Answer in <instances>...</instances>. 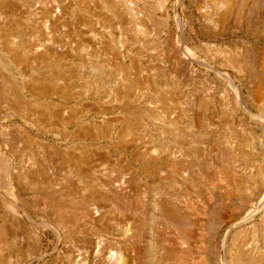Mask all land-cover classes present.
Instances as JSON below:
<instances>
[{"label": "rangeland", "instance_id": "374dc122", "mask_svg": "<svg viewBox=\"0 0 264 264\" xmlns=\"http://www.w3.org/2000/svg\"><path fill=\"white\" fill-rule=\"evenodd\" d=\"M183 1L184 41L173 0H0V264H68L90 234L117 244L136 237V264H157L158 190L193 207L184 217L197 227L192 264L213 257L214 204H202L215 196L198 173L209 180L232 168L223 160L235 153L251 186L264 164V0ZM16 91L25 103H12ZM15 126L30 133L29 144ZM36 140L52 144L54 162L43 161ZM74 158L88 161L77 165L79 179L68 172ZM185 165L196 188L181 175ZM19 174L31 179L19 186ZM117 187L132 192L133 205L141 196L142 210H125ZM95 190L104 195L92 199Z\"/></svg>", "mask_w": 264, "mask_h": 264}, {"label": "bare ground", "instance_id": "6f19581e", "mask_svg": "<svg viewBox=\"0 0 264 264\" xmlns=\"http://www.w3.org/2000/svg\"><path fill=\"white\" fill-rule=\"evenodd\" d=\"M173 6L172 8L174 9V20L175 23L177 25V28L179 30V33L181 35L182 41L184 38V29H183V24L182 23L183 19H182V13H181V9L182 6L184 4L183 0H173ZM163 6V5H162ZM55 8V7H54ZM162 9V8H161ZM163 10L165 12H167L168 14V10L166 9V5L163 6ZM161 12V10H160ZM46 14V13H45ZM165 14V13H164ZM164 21L166 23H168V19H164ZM178 33V34H179ZM187 46V45H186ZM130 64V63H129ZM133 64V63H131ZM128 68V67H127ZM126 68V71H127ZM129 69V68H128ZM123 70V69H122ZM125 74V73H124ZM131 74V73H130ZM134 74V73H133ZM226 79L228 81L231 80V78L229 77V75L225 76ZM9 79V78H8ZM59 80V79H58ZM52 83V82H51ZM232 86L235 89V92L237 94V96L239 98H241L240 95V90L238 88V86L235 85V83L233 81H231ZM17 85V84H16ZM34 86V85H33ZM42 86V85H41ZM45 86V85H44ZM56 86V85H55ZM39 87V86H38ZM37 87V88H38ZM54 87V86H53ZM232 87V88H233ZM29 91L34 92L35 87L32 86H27L26 87ZM42 88V87H41ZM40 88V89H41ZM7 89V88H6ZM19 89V88H18ZM43 92H44V88H42ZM58 89V88H57ZM63 90V89H62ZM20 91V90H19ZM17 92V93H16ZM16 95L14 94V97L16 98L14 103L15 105H17V103H19V105L21 103H25L23 99H25L24 95L21 94L20 92L16 91ZM42 92V93H43ZM47 93V91H46ZM120 98V97H119ZM238 98V99H239ZM8 99V98H7ZM241 100V99H240ZM12 100L10 99V102ZM27 101V100H26ZM243 102V101H242ZM27 103V102H26ZM8 104V103H7ZM244 104V103H242ZM9 105V104H8ZM12 106V105H11ZM28 107L30 108V104H28ZM14 108V106H13ZM246 114H251L252 112L247 109L246 107L242 108ZM43 111V110H42ZM141 113V112H140ZM32 115V114H31ZM30 115V116H31ZM71 115V114H70ZM37 118V117H36ZM129 118V117H128ZM131 119V118H130ZM35 121V118H31V122L33 123ZM127 125V124H126ZM169 125V124H168ZM172 125H170L171 128ZM90 128V127H89ZM92 128V127H91ZM173 128V126H172ZM105 129V128H104ZM107 129V128H106ZM101 130V129H100ZM14 131H17V133H19L22 138H24L25 142H27L28 144L31 142V135L30 133L23 128L22 126H15ZM96 132H99V129L96 127ZM176 132V130H175ZM84 133V132H83ZM91 133V132H90ZM161 134V133H160ZM126 138V137H125ZM128 140V139H127ZM259 140V138H258ZM262 140V139H261ZM36 142H38L39 146H41L42 150L47 151V156L48 158H46V155H43V161L45 162V160H47L48 162H54V154L52 153V144L49 142H42L39 140H36ZM263 142V141H262ZM11 144V143H10ZM12 145V144H11ZM263 145V144H262ZM31 146V144H30ZM179 146V145H178ZM178 148V147H176ZM40 149V150H41ZM170 150V149H169ZM52 153V154H51ZM67 153V152H66ZM150 153V152H149ZM173 153V152H171ZM46 154V153H45ZM179 154V153H178ZM144 155V154H143ZM230 156H228L225 160H223L225 166L229 163H232L233 166L232 168L230 167H226L225 169H223V171L220 173H214L212 178H210L208 180L205 179V176L202 175V173L199 172V169L197 168L198 164H196V161L194 162V164H196V168L198 170V178L200 180H204L208 186H210V189L212 190V192H214V198L215 200L213 201L211 194L210 197L203 201L205 203L202 204V207H206L210 202H213V211H212V216L213 218V229H212V235L210 236V248L212 250V256L210 259H208L207 263L208 264H264V215L263 218H261L259 221H255V217L257 214H259L260 212L264 211V164H257V173H256V179H258V182H254L252 184V182H249L250 184H252L251 186H249L246 183L247 180V176L250 175L251 172H247V170L245 171H241L239 169V166L236 165V161H237V154L232 153L229 154ZM53 156V157H52ZM70 156V155H69ZM140 156V155H139ZM159 156V155H158ZM73 157V156H72ZM151 157V156H150ZM172 158V157H171ZM72 159V158H71ZM83 159V158H82ZM82 159L78 158H74V160H72V163L75 164V166L68 171L69 175L73 178L76 176L77 179L78 178V173L81 170V166L83 164L88 163V161L86 162L85 159L84 161H82ZM139 159V158H138ZM183 160L185 158H182ZM86 160H89L86 159ZM147 160V158L145 159ZM177 160V159H175ZM181 160V159H180ZM186 160V159H185ZM184 160V162H185ZM138 161V160H137ZM150 161V159H149ZM153 161V159L151 160V162ZM42 162V161H41ZM47 162V163H48ZM104 162V161H103ZM176 162V161H175ZM179 162V161H178ZM182 163L183 164L187 163ZM99 163V162H98ZM193 163V162H192ZM82 164V165H81ZM101 164V163H100ZM104 164V163H103ZM174 163H171V166L169 167V172H176L179 171V168H177L178 170L175 169V167L177 165H173ZM181 164V162H180ZM77 165H81L79 168L80 170H78ZM161 165V164H160ZM170 165V164H168ZM188 165V164H187ZM185 165V168L186 166ZM261 165V166H260ZM50 167H52L51 165H49ZM89 165H87L88 167ZM165 167V165H163ZM191 167V165H189ZM187 166V168L189 167ZM201 166V165H200ZM86 167V166H85ZM151 167V166H150ZM181 167V166H179ZM184 167V166H183ZM195 167V166H193ZM89 168V167H88ZM86 168V169H88ZM186 171H182L181 175L183 177L184 180L188 181L190 184V188L193 186H195L197 183V177L195 175V173L193 172H189V170ZM192 168V167H191ZM194 168V169H196ZM255 168V167H254ZM85 169V170H86ZM181 170L183 168H180ZM189 169V168H188ZM193 169V168H192ZM52 170V169H51ZM84 170V169H83ZM113 170V169H112ZM111 170V171H112ZM117 170V169H116ZM146 170V169H145ZM201 170V169H200ZM115 171V170H114ZM128 171V170H127ZM195 171V170H194ZM202 171V170H201ZM251 171V169H250ZM35 172V171H34ZM32 172L29 175H31V177L33 178L34 175ZM82 172V170H81ZM254 172V171H253ZM163 173V172H162ZM172 173V175H173ZM179 173V172H178ZM130 174V173H129ZM20 175V174H19ZM26 175V174H25ZM122 175V174H121ZM120 175V176H121ZM28 176V173L27 175ZM26 176H18L15 179V182L19 185L22 186V184H24V182H26V178L29 179V177ZM117 177V176H116ZM166 177V176H165ZM170 177V176H169ZM174 177V176H173ZM75 178V179H76ZM98 178V177H97ZM31 179V178H30ZM29 179V180H30ZM35 178H33L34 180ZM99 179V178H98ZM111 179V178H110ZM13 180V179H12ZM35 181H38L35 179ZM35 181L33 182V184H36ZM65 181V180H64ZM71 181H74L71 179ZM92 181V180H91ZM109 181V180H108ZM113 181V180H112ZM30 182V181H29ZM32 182V181H31ZM86 182V181H85ZM89 182V181H88ZM97 182V181H96ZM111 182V181H110ZM120 182V181H119ZM122 182V181H121ZM128 182V181H127ZM13 183V182H12ZM11 182H8V187L10 188V190L13 193H19L18 189L17 191L14 189L13 184ZM70 183V182H69ZM90 183V182H89ZM93 183V182H92ZM90 183V184H92ZM107 183V182H105ZM105 183L103 184L105 186ZM109 183V182H108ZM108 183L106 184L108 186ZM116 183V182H115ZM125 184V182H123ZM89 184V185H90ZM101 184V186H102ZM121 184V183H120ZM110 185V184H109ZM129 186V184H126ZM132 185V184H131ZM130 185V186H131ZM140 185V184H139ZM75 186V185H74ZM80 186V185H79ZM118 186V185H117ZM125 186V185H123ZM135 186V185H132ZM200 186V184H199ZM198 186V187H199ZM204 186V185H203ZM207 186V187H208ZM82 187V186H81ZM106 187V186H105ZM197 186H195L196 188ZM108 188V187H107ZM106 190H109V188ZM110 188L111 185H110ZM118 188V187H117ZM120 188V187H119ZM114 189V191L116 192V196L120 197L121 201L123 199V208L125 210L127 209H134V210H142V203H140V194L138 197V200L135 201L137 198L135 197V203L133 205V200H131L132 198V192L130 194L129 191H127V189L125 188H120L121 190ZM202 188V187H201ZM200 188V189H201ZM96 189V188H95ZM113 189V188H112ZM93 190V189H90ZM102 190V189H101ZM101 190L99 192H101ZM111 190V189H110ZM131 190V189H129ZM136 190V189H135ZM134 190V191H135ZM205 189H201V191H204ZM207 190V189H206ZM205 190V191H206ZM75 191V190H74ZM89 191V190H88ZM96 191V193H95ZM92 191L90 193V197L92 199L99 197L100 195H102V193L104 192L102 190V193L96 197L97 190ZM112 191V190H111ZM133 191V192H134ZM66 192V191H65ZM79 192V191H77ZM112 192V196L114 198V193ZM187 192V191H186ZM89 193V192H88ZM86 194V193H85ZM109 193H105V195L107 196ZM136 194V193H135ZM158 194H159V199L156 203L153 202L155 209L158 212V215L156 214L155 218L157 220V226L154 227V229L156 230L155 233H153L152 236L155 237H159L160 241L162 242V246L163 248H161V252L159 254V257L157 258L156 256V260H158L157 264H192L196 261V257L194 256V245H196L195 243V237H196V230L197 227L192 225V224H188L187 222L184 221V217L187 218H191V214H192V208L187 206V207H183L180 206V203L178 204L177 200H176V204L175 202V196L174 197H170L166 194V196H163L161 194V190H158ZM164 194V193H163ZM171 194V193H169ZM187 194V193H186ZM208 194V193H207ZM104 195V194H103ZM102 195V196H103ZM137 195V194H136ZM81 196V195H80ZM115 196V197H116ZM195 196V195H193ZM20 197V196H19ZM86 197V196H85ZM101 197V196H100ZM205 197V196H204ZM108 199V197H106ZM110 198V197H109ZM173 198V200H172ZM197 198V197H196ZM195 198V199H196ZM76 199V198H74ZM99 199V198H98ZM103 199V198H102ZM119 200V202L121 203V201ZM151 199V198H150ZM177 199V197H176ZM62 200V199H61ZM69 200V199H68ZM81 200V199H80ZM105 200V198H104ZM112 200V199H111ZM187 200V198H186ZM193 200V199H192ZM197 200V199H196ZM110 202V200H107ZM114 201V200H113ZM117 201V200H116ZM153 201V199H152ZM98 202V201H97ZM109 202H107L109 204ZM118 202V201H117ZM151 202V201H150ZM187 202H189L187 200ZM196 202V201H195ZM119 203V204H120ZM199 203V202H197ZM111 204V202H110ZM182 204V202H181ZM117 207H119L117 205V203L115 204ZM122 205V203L120 204V206ZM34 206V205H33ZM88 206V205H87ZM199 206V205H198ZM211 206V205H210ZM36 207V206H35ZM73 208V207H72ZM89 208V206H88ZM120 209H122L121 207H119ZM127 208V209H126ZM92 209V208H91ZM95 209V208H94ZM92 209V211L94 210ZM123 209V210H124ZM90 210V209H89ZM99 209H95L92 214H97ZM64 211V210H63ZM73 211V210H72ZM84 211V210H83ZM101 211V210H100ZM130 211V210H129ZM75 212V211H73ZM91 212V211H90ZM121 212V211H119ZM139 212V211H138ZM153 212V211H152ZM151 212V213H152ZM196 211H194L195 213ZM28 213V212H27ZM77 213V212H76ZM80 213V212H79ZM78 213V214H79ZM118 213V212H117ZM124 213V212H123ZM125 213H128L127 211ZM134 213V211H133ZM132 213V215H133ZM136 213V212H135ZM89 214V213H88ZM131 214V213H130ZM130 214H125V215H130ZM203 214V213H202ZM27 215V214H26ZM70 215V214H69ZM182 215H184L182 217ZM209 215V214H208ZM206 215V216H208ZM195 216H199L198 214H196ZM32 222H34L32 220V218L30 216H28ZM88 218H90V220L92 221L94 219V217L92 215L86 216ZM121 217V216H120ZM127 217V216H126ZM134 217V216H133ZM139 217V216H138ZM141 217V216H140ZM140 217L138 219H140ZM202 217V216H201ZM205 217V215H204ZM83 218V217H82ZM81 218V219H82ZM87 218V219H88ZM93 218V219H91ZM135 218V217H134ZM197 218V217H196ZM16 219L18 221L21 220L20 217L16 216ZM69 219V218H68ZM71 219V218H70ZM95 220V219H94ZM117 220V219H116ZM142 220V219H141ZM140 220V221H141ZM194 220V219H193ZM59 221V220H57ZM71 221V220H70ZM73 221V219H72ZM88 221V220H87ZM96 221V220H95ZM119 221V220H118ZM138 221V220H137ZM60 222V221H59ZM75 222V221H74ZM97 222V221H96ZM143 222V221H142ZM126 223V222H125ZM99 225V224H98ZM202 225V224H201ZM208 225V223H207ZM55 226V225H54ZM110 227V226H108ZM211 227V226H210ZM212 228V227H211ZM130 229V228H129ZM202 229V228H201ZM153 230V229H152ZM117 232V231H116ZM5 233V232H4ZM1 233V234H4ZM132 233V232H131ZM137 233V232H136ZM198 234V233H197ZM125 235V234H124ZM135 235V234H134ZM139 235V234H138ZM88 237H86L85 239V244H84V252L81 255H77L75 258H71L68 264H136V258L135 256H137L138 253H140V240L136 237L133 238H127V236H123L124 239H127V241H125L123 244H117L116 242H108L103 240L102 238H98V240H94V237L90 234L87 235ZM247 236H250L255 243L254 246V253L250 254L248 253L247 249H246V239ZM85 237V236H84ZM249 238V237H248ZM154 239V238H153ZM152 240V239H151ZM156 240V239H155ZM249 240V239H247ZM39 241V240H38ZM156 242V241H155ZM207 242V241H206ZM248 242V241H247ZM32 243V241H31ZM195 243V244H194ZM161 243H159L160 245ZM157 245V244H156ZM106 246H110V248L106 251L105 248ZM252 246V247H253ZM142 247V246H141ZM159 247V246H158ZM251 247V248H252ZM156 248V247H155ZM160 248V247H159ZM151 249V248H150ZM197 249V248H196ZM160 250V249H159ZM196 251V250H195ZM199 251V250H198ZM107 252V253H106ZM159 252V251H158ZM252 252V251H251ZM155 253V252H154ZM206 255V254H205ZM198 257V256H197ZM154 259V258H153ZM199 262L202 263V258L199 257L198 258ZM206 261V260H205ZM61 263V262H60ZM150 264H152V262H150ZM198 264V263H197Z\"/></svg>", "mask_w": 264, "mask_h": 264}]
</instances>
